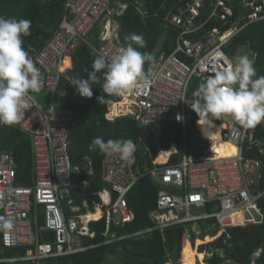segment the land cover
<instances>
[{
	"label": "built area",
	"instance_id": "obj_1",
	"mask_svg": "<svg viewBox=\"0 0 264 264\" xmlns=\"http://www.w3.org/2000/svg\"><path fill=\"white\" fill-rule=\"evenodd\" d=\"M115 6L114 15L120 16L129 2L66 0L58 29L33 59L41 72L42 88L39 93L27 97L25 117L20 124L14 125L32 138L36 173L33 185L19 183L15 155L0 151V218L14 219L12 232L0 233L5 247L29 248L21 261L36 262L85 251L82 238L90 234L92 221L88 212L79 213L81 208L75 205L73 198V189L77 186L73 176L78 168L71 161L70 134L75 110L58 107L56 96L65 73L63 58L69 57L79 45H87L94 57L103 54L108 58L124 46L119 38L118 23L110 19L115 17L112 15ZM136 7L143 18L162 19L166 27L178 30L175 49L156 64L159 77L151 87L136 89L108 103L106 119L115 121L129 116L144 127H159L174 119L183 129L184 152L179 162L170 165L171 157L179 154L173 145L167 161L161 163L157 158L152 168L145 167L146 159L143 160L137 147L131 164L122 161L118 154L105 156L102 180L108 189L99 193L101 219L106 218L108 229L112 223L132 222L135 215L129 207L128 195L141 179L150 177L161 187L157 208L151 213L155 226L134 236L186 224H193V231L200 235L196 223L214 219L219 229L213 238L215 241L229 229L262 223L259 206L264 196V189L259 186L263 179L262 163L244 156L246 145L248 148L261 145L255 139L254 129L242 128L230 119L215 121V125H224L221 139L234 145L236 154L220 157L209 152V147L202 150L201 155L189 152L186 123L187 116L194 111L185 101L193 98L190 89L196 78L203 82L226 68V61L231 59L224 49L227 43L249 25L264 21V0H176L171 7L162 5L153 11ZM212 22H217L218 26L209 29ZM103 24L99 44H94L90 35ZM225 27L228 29L222 30ZM40 93L51 95L49 107L42 106L35 98L34 95ZM177 115L182 117L181 121H177ZM197 129L210 146L198 125ZM78 186L86 189L89 183L83 179ZM84 206L88 208L87 202ZM39 209L43 212L44 223L37 233L35 219ZM250 212H255L259 218L248 216ZM46 231L54 233V242L40 240L39 235ZM203 254V261L197 260V264H209L215 255L224 259L221 250L205 249ZM261 255L262 250L257 251L246 264H258ZM220 264L241 263L225 258Z\"/></svg>",
	"mask_w": 264,
	"mask_h": 264
},
{
	"label": "trees",
	"instance_id": "obj_2",
	"mask_svg": "<svg viewBox=\"0 0 264 264\" xmlns=\"http://www.w3.org/2000/svg\"><path fill=\"white\" fill-rule=\"evenodd\" d=\"M176 0H128L129 7L126 11L115 16L119 24V38L126 46L131 43L133 34L142 35L146 43L145 48H138L141 52L154 54L157 63L163 56H169L175 49L178 30L172 26L166 27L164 21L158 18H143L137 7L142 10L153 11L162 5L171 7ZM66 0H0V17L28 19L32 22L31 35L24 37V48L29 52L32 60L37 53L45 47L58 29L64 13ZM217 22H212L209 29L217 27ZM225 27L222 30H227ZM102 33L100 25L93 31L91 41H96ZM91 36V35H90ZM164 40L162 50L157 51V44ZM95 43H98L96 41ZM136 46V45H134ZM138 47V46H136ZM244 47L249 52L251 59L262 67L260 75L264 76V21L249 25L246 29L232 38L225 46V52L230 58L239 55L240 48ZM91 49L84 44L79 45L71 55L65 59L63 71L70 77L88 79V71L94 60ZM259 75V76H260ZM202 81L198 78L191 85L190 94L198 88ZM92 84L93 96L91 99L80 96L76 89L69 83V79L63 77L61 90H65L81 97V103L75 104V119L70 134V155L74 167L78 168L73 179L77 185L73 189L75 205H79L81 212L95 211L96 206L102 202L99 193L108 189L102 180V163L104 155L98 150H90L93 138L102 137L105 141L131 139L139 150L140 156L149 161L150 168L153 162L162 152L169 151L173 145L179 150L178 155H173L169 164L174 165L180 161L184 152V135L182 126L171 119L167 124L159 127H144L134 118L125 116L115 121L106 119L107 105L110 101L118 100V96H107L103 93L101 84ZM103 96L104 103L99 102ZM195 112L189 113L186 123V136L189 152L200 146L198 155L203 154L209 147V152L227 154L228 147L222 143L221 130L223 124L216 127L200 126ZM198 127L202 131L203 140ZM255 139L261 145H246L244 156L262 163L263 179L260 188L264 189V130L262 124L253 128ZM0 150L8 151L15 155L18 170L19 183L27 186L33 185L32 173L34 171V151L32 138L15 126L0 125ZM203 150V151H202ZM202 151V152H201ZM86 179L89 186L82 189L78 184ZM160 185L152 178L141 179L128 195V204L135 215V219L124 225L112 223L107 228V220L104 217L99 221L89 224L90 234L82 238L85 251L75 254L48 258L36 262H24L20 259L26 257L28 247H5L0 233V264H197L204 259L203 251L221 250L224 259H232L238 263L246 264L252 261L254 254L262 250L258 264H264V196L259 200V206L263 215V221L257 225H247L228 230L215 241L196 246V239L205 240L206 237H215L219 233L214 219H204L196 223L200 231L197 235L193 231V224L177 225L164 231L154 230L145 235L134 234L153 228L155 224L151 219V213L157 208V196ZM87 202L88 208L84 206ZM212 210L211 207L208 209ZM67 211L68 208H67ZM43 214L41 209L36 213L35 228L43 226ZM187 233L191 236L189 240ZM208 244V245H206ZM220 255L208 261L209 264H220L224 261ZM9 260H17L11 262Z\"/></svg>",
	"mask_w": 264,
	"mask_h": 264
},
{
	"label": "clouds",
	"instance_id": "obj_3",
	"mask_svg": "<svg viewBox=\"0 0 264 264\" xmlns=\"http://www.w3.org/2000/svg\"><path fill=\"white\" fill-rule=\"evenodd\" d=\"M31 27L28 19L0 17V125L20 124L28 108L27 97L42 88L41 72L24 48L23 38L31 35ZM128 39L131 43L122 46L111 58L97 54L87 80L69 78L80 96L91 99V85L98 83L101 76V88L107 96H124L155 83L159 77L155 55L138 50L146 47L142 35L133 34ZM254 64L248 54L235 56L226 61L223 71H216L199 84L192 93V100L185 102L197 114L200 126L216 127L215 121L230 119L250 129L264 122V76L254 79ZM98 99L100 103L105 102L103 96ZM176 119L181 121L182 117L177 115ZM89 147L106 157L118 154L129 164L137 151L131 139L105 141L95 137ZM13 229V218H0V232L8 235Z\"/></svg>",
	"mask_w": 264,
	"mask_h": 264
},
{
	"label": "rangeland",
	"instance_id": "obj_4",
	"mask_svg": "<svg viewBox=\"0 0 264 264\" xmlns=\"http://www.w3.org/2000/svg\"><path fill=\"white\" fill-rule=\"evenodd\" d=\"M116 11H117V6H115L114 7V12H113V14L112 15H114L115 13H116ZM113 18L114 17H110V19L113 21ZM243 54H249V52L246 50V48H244V47H241L240 48V51H239V55H243ZM35 96V98L37 99V101L42 105V106H44V107H49L50 105H51V95H49V94H42V93H40V94H35L34 95ZM56 101H57V105L59 106V107H63V106H65L68 102H71V103H73V104H78V103H81V101H82V99H81V97L79 96V95H77V94H72V93H69V92H67V91H65V90H61L60 91V93H59V95L58 96H56ZM200 150V147H195V149L193 150V153H198V151ZM248 216H250V217H253V218H256V219H258L259 218V216H258V214H256L255 212H250V213H248ZM247 218V217H246ZM208 238V237H207ZM206 238V239H207ZM212 239L214 238V237H211ZM205 239V240H206ZM206 243H208L209 244V242H206ZM208 251H210L209 249H208ZM179 264H180V262H179Z\"/></svg>",
	"mask_w": 264,
	"mask_h": 264
},
{
	"label": "bare ground",
	"instance_id": "obj_5",
	"mask_svg": "<svg viewBox=\"0 0 264 264\" xmlns=\"http://www.w3.org/2000/svg\"><path fill=\"white\" fill-rule=\"evenodd\" d=\"M66 58H68V56H65V57L63 58V61H62V68H63V65H64V63H65V59H66ZM220 141H221L222 143H225V145H224L225 147H228V149H227V154H228V155L222 153V151H221V153L218 154V156H220V157H231V156H233V155L236 154L237 149H236V147H235L234 145H232V144H230V143H226V142H224L223 140H220ZM172 152H173V149H170L169 151H166V152L161 153V154L158 156V160H157V161H158V162H161V163L167 161L168 157L171 155ZM211 153H214V151L211 150ZM215 154L217 155V153H215ZM105 199H106V197H105ZM89 217H90V219H99V218L101 217V211H97V212H95V213L89 215ZM187 237H188V239L190 240V237H189L188 233H187ZM212 240H213V239H212L211 237H208L206 240L198 239V240L196 241V246H201V245H203V244L206 243V242H211Z\"/></svg>",
	"mask_w": 264,
	"mask_h": 264
},
{
	"label": "water",
	"instance_id": "obj_6",
	"mask_svg": "<svg viewBox=\"0 0 264 264\" xmlns=\"http://www.w3.org/2000/svg\"><path fill=\"white\" fill-rule=\"evenodd\" d=\"M163 44H164V40H160L158 42V44H157V51L158 52H160L162 50ZM254 67L256 69V77H254V79H256V78L259 77L262 67L259 66L256 61H255ZM63 77H65L67 79L70 78L67 73H63ZM70 107H74V105L70 103ZM261 124H262L263 130H264V122H262ZM148 166H149V161L146 159L145 160V167L148 168ZM35 179H36V173H35V171H33V180L35 181ZM42 235H43V240L44 241L54 242L55 237H54V233L53 232L46 231Z\"/></svg>",
	"mask_w": 264,
	"mask_h": 264
},
{
	"label": "crops",
	"instance_id": "obj_7",
	"mask_svg": "<svg viewBox=\"0 0 264 264\" xmlns=\"http://www.w3.org/2000/svg\"><path fill=\"white\" fill-rule=\"evenodd\" d=\"M115 16V15H114ZM112 23H118L117 22V20L115 19V17L113 18V21H111ZM106 24V23H105ZM105 24H103V25H101L100 26V28H101V30H102V28L104 27V25ZM119 25V24H118ZM91 37L93 38V34H91V36H90V41H91ZM99 37H100V35L98 36V37H96V41H98V43H95L96 41H91V42H93L94 44H99ZM32 52V48H31V46L29 47V53H31ZM92 56H93V54H92ZM65 73H67V72H65ZM68 74V73H67ZM70 77V76H69ZM60 93V92H59ZM59 95V94H58ZM57 95V96H58ZM70 103L71 102H68L65 106H63V107H60V108H73V107H70ZM71 104H73V103H71ZM56 105H57V101H56ZM73 105H75V104H73ZM58 106V105H57ZM59 107V106H58ZM32 144H33V142H32ZM1 151V150H0ZM33 151H34V148H33ZM1 152H6V153H10V152H8V151H1ZM163 153V152H162ZM32 179H33V173H32ZM33 183H34V180H33ZM105 190H107V189H105ZM104 191V190H103ZM102 191V192H103ZM99 205L100 204H98L97 206H96V209H95V211H91V210H88V211H86V212H88V214L89 215H91V214H93V213H95V212H97V211H101V217H102V210L100 209V207H99ZM77 206H79V205H77ZM80 207V206H79ZM89 207V206H88ZM81 208V207H80ZM82 209V208H81ZM86 212H79L80 214H83V213H86ZM42 214H43V212H42ZM69 216H70V214H69ZM101 217L99 218V219H91V221L93 222V221H99L100 219H101ZM43 218H44V216H43ZM43 221H44V219H43ZM91 223V222H90ZM37 233H38V229H37ZM39 238H40V240L41 241H44L43 240V235L42 234H40L39 235Z\"/></svg>",
	"mask_w": 264,
	"mask_h": 264
}]
</instances>
